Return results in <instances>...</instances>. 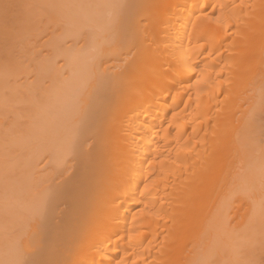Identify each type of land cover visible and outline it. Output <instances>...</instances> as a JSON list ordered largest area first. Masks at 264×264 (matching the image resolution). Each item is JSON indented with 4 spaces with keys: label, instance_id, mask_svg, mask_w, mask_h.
Listing matches in <instances>:
<instances>
[{
    "label": "bare ground",
    "instance_id": "1",
    "mask_svg": "<svg viewBox=\"0 0 264 264\" xmlns=\"http://www.w3.org/2000/svg\"><path fill=\"white\" fill-rule=\"evenodd\" d=\"M27 1L1 22L3 49L35 32L0 59V264L264 252V0Z\"/></svg>",
    "mask_w": 264,
    "mask_h": 264
},
{
    "label": "rangeland",
    "instance_id": "2",
    "mask_svg": "<svg viewBox=\"0 0 264 264\" xmlns=\"http://www.w3.org/2000/svg\"><path fill=\"white\" fill-rule=\"evenodd\" d=\"M4 2H5V3H4ZM20 2H21V1H20ZM24 2H26V3L28 4V1H27V0H23V2L20 3V4H22V8H20L21 6H20L19 2H18V3H17V2H14V0H0V4L2 3V4L0 5V7L4 4L5 7H6V5H8V6H9L8 9H10V10H8V11H7V10H6V11H3V10H5V9H4V8H5L4 5L2 6L3 8H0V34H5V33H7V32H10V33L12 32L13 35H11V36L14 38V35H16V34L19 32L18 30H19V29H23V28H20V27L23 26V25H20L19 28H18V25H19V24H24L22 21L25 20V19L27 18V17H26V18H25V17H22L23 14L26 12V11H25V12L23 11L24 13H22V9H25V7L23 6V4H24V5L26 4V3H24ZM30 2H33V1H32V0H29V3H30ZM15 3H16V5H17V8H19V10L21 9V11L18 12V14L20 13V14H19L20 16H18V14H17V15H14V14L18 11V9H16V5H15ZM12 5H13V6H12ZM30 5H31V4H30ZM30 5H28V8H29V9L31 8V6L34 7V3H32L31 6H30ZM14 6H15V7H14ZM18 6H20V7H18ZM25 6H26V9H27V5H25ZM29 6H30V7H29ZM12 7H13V9H16V10H15V11L12 10V9H11ZM26 9H25V10H26ZM29 9H27V10L29 11ZM31 11H32V10H31ZM34 11H35V10H34ZM7 12H8V13H7ZM13 12H15V13H13ZM12 13H13V14H12ZM21 13H22V14H21ZM31 14H34V13H31ZM35 14H37V13L35 12ZM35 14H34V15H35ZM27 15H28V14H27ZM2 16H3V17H2ZM13 16H14V17L17 16V17L21 18L20 20H22V21L19 20V22H18L19 24L16 22V23L18 24V25L16 24V25H17L16 28H17V31H18V32L15 31L16 29H15L14 32H13V29L15 28L16 25L14 26V24H13L14 21H12V20H14V19L17 20V18H14ZM25 16H26V14H25ZM12 17H13V18H12ZM28 17H29V15H28ZM31 17H32V16H31ZM31 17H30V18H31ZM2 18H7V19H4V21H5V22H4V21H2ZM19 18H18V19H19ZM23 18H24V19H23ZM30 18H29V19H30ZM35 18L38 19V15H37L36 17L34 16V21H37ZM11 19H12V20H11ZM27 19H28V18H27ZM29 19H28V20H29ZM8 20H9V21H8ZM38 20H39V19H38ZM30 21H31V23H28L29 25L34 23V22L32 23V20H30ZM1 22H2V24L5 23V25H6L7 22H8V23H7L8 25H9V22H12V24H10V25H13L14 27H13V29L11 28L12 26H11V27H7V28H5V25H2V26H1ZM3 22H4V23H3ZM20 22H21V23H20ZM25 22L27 23L28 21L25 20ZM28 24H27V25H28ZM34 24H35V23H34ZM8 25H6V26H8ZM10 25H9V26H10ZM29 25H28V26L25 25V26L28 28ZM37 25H38V24H37ZM37 25H36V27H38ZM26 27H24V28H26ZM31 27H32V26H31ZM34 27H35V26H34ZM27 28L24 29V31L27 30ZM4 29H5V30H4ZM33 29H34V28H33ZM35 29H36V28H35ZM8 30H9V31H8ZM24 31H23V32H24ZM28 31H30V30H28ZM28 31H26V32H28ZM21 32H22V31H21ZM26 32H25V33H26ZM32 32L34 33L35 30H33ZM32 32H28V35H29V33L32 34ZM12 33H11V34H12ZM19 33H20V32H19ZM19 33H18V34H19ZM25 33H24V34H25ZM8 35H9V34H8ZM8 35H7V36H5V35H0V36H1V37H4V38L6 39V37L9 38L10 35H9V36H8ZM25 35H26V34H25ZM25 35H24V39H26L25 37H28V35H27V36H25ZM21 36H22V35H18V37H21ZM1 37H0V40H2V41H0V42H3V43H4L5 40H4L3 38H1ZM12 37L9 39L10 41L7 40V42L12 43V42L14 41L15 44L13 43V44H12L13 46H12L11 44H9V45H10L9 47L12 46V48L15 49V50L17 51V47H19V46H17V43H18V41H19V43H18L19 45H20V43H23V41L20 42V40H22L23 38L21 37V38H22V39H21V38H18V37L16 36V37H17L18 39H20V40H18V39L16 38L18 41H17V40L15 41ZM12 39H13V41L11 42ZM24 39H23V40H24ZM24 41H25V40H24ZM16 42H17V43H16ZM5 44H6V42H5ZM14 45H15V48H14ZM2 46H4V44H3V45H0V48H1ZM5 46H6V45H5ZM5 46H4V47H5ZM7 46H8V44H7ZM7 46H6V47H7ZM20 46H22V45H20ZM9 47H8V48H4V49H3V47H2L1 50H0V53H1V54H0V56H1L0 59L3 60L4 62L7 61V60L5 61L6 57H4V56H6V55H4V54H5L7 51H9V52L11 51V48H10V50H9ZM19 48H20V47H19ZM19 48H18V49H19ZM2 49H3V50H2ZM7 49H8V50H7ZM5 50H6V51H5ZM16 51H15V52H16ZM3 52H5V53H3ZM9 52H7V53H8L7 55H10ZM11 52H12V51H11ZM15 52H12V56H15L14 58H13L11 55L8 56L9 59H8V58H7V59H8L10 62L4 63V62L2 61L3 64H2L1 66H2V68H3L4 70H5V68H6V69H10V67H12V66L14 65V60H13V59H15V62H17V61L20 59V58H19V59L17 60V58H16V56L19 55V54H18L19 50H18V52H16V53H15ZM13 53L16 54V55H13ZM2 54H3L4 56H3ZM17 54H18V55H17ZM20 54H21V53H20ZM2 56H3V57H2ZM12 58H13V59H12ZM12 60H13V62H12ZM11 62H12V63H11ZM18 62L20 63L21 61L19 60ZM18 62L15 63V65H16V64H19ZM0 63H1V62H0ZM9 63H10V65H8ZM12 64H13V65H12ZM4 67H5V68H4ZM2 68H0V71L3 70ZM13 69H14V67H12V70H13ZM10 70H11V69H10ZM13 103H14V102H12V104H13ZM19 104H20V103H19ZM16 105H17V104H16ZM20 105H22V104H20ZM11 107H12V108H15V109H13V110H11L12 108H10L11 112L14 111V110H16V109L18 108V107H15V106H11ZM24 108H25V107H24ZM24 108H23V110H24ZM19 109H22V107H20ZM19 109H18V110H19ZM10 110H9V111H10ZM18 110H17V113L15 112V114H18V112H19ZM20 111H21V110H20ZM25 111H26V108H25ZM25 111H24V113H27V111H26V112H25ZM1 112L3 113V111H0V113H1ZM5 112H6V113H9V112H7V111H4V113H3L4 116H5V114H6ZM11 112H10V114H7V115H10L8 118L11 117V115H12ZM19 113H20V112H19ZM15 114H14V115H15ZM17 116H18V115H17ZM5 118H6V117H5ZM8 118H7V119H8ZM11 118H12V117H11ZM11 118H10V119H11ZM7 119H6V122H7ZM15 119H16V118H15ZM15 119L13 118V119H11V120L13 121V120H15ZM11 120H9V121H11ZM9 121H8V122H9ZM22 121L24 122L23 119H22ZM3 141H4V140H3ZM7 143H8V142H7ZM12 150H13V149H12ZM6 152H9V151L6 150ZM10 153H11V152H10ZM261 235H262V234H261ZM262 236H263V235H262ZM261 238L264 239V237H261ZM258 239H259V237H258ZM259 241H260V240H259ZM263 241H264V240H262V242H263ZM262 242H260V244H259V242H256L255 247H257V243H258L259 248L262 247V246L264 247V245H263L264 242H263V243H262ZM261 243H262V245H261ZM255 247H253V248H255ZM263 247H262V251H264V250H263V249H264ZM256 250H257V248H256ZM256 250H253V251L251 252V254L253 253V254H252V257H253V258L250 257L251 255H250L249 257L251 258V262H253V264H260V263L263 261V259H264V257H263V256H264V252L259 251V250H261V248L258 250V251L261 252V253H259V252L256 251ZM255 252H256V253H255ZM254 253H255V254H254ZM259 254H260V255H259ZM256 255H257V256H256ZM261 256H262V257H261ZM259 257L262 258V259H260L259 263H256V262H258ZM248 259H249V258H248ZM248 259H247V260H248ZM252 259L255 260V261H253ZM261 260H262V261H261ZM249 261H250V259H249ZM251 262H249L248 264H252ZM261 264H264V261H263Z\"/></svg>",
    "mask_w": 264,
    "mask_h": 264
}]
</instances>
